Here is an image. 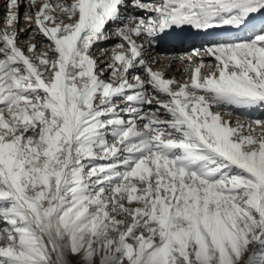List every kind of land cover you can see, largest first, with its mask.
<instances>
[{"label": "snow or ice", "instance_id": "6c2138e0", "mask_svg": "<svg viewBox=\"0 0 264 264\" xmlns=\"http://www.w3.org/2000/svg\"><path fill=\"white\" fill-rule=\"evenodd\" d=\"M4 3L0 264H264V118H224L264 110V0ZM182 26L251 35L181 82L151 48Z\"/></svg>", "mask_w": 264, "mask_h": 264}, {"label": "bare ground", "instance_id": "6f19581e", "mask_svg": "<svg viewBox=\"0 0 264 264\" xmlns=\"http://www.w3.org/2000/svg\"><path fill=\"white\" fill-rule=\"evenodd\" d=\"M53 2H55V0H53ZM3 10L4 12H2ZM128 11L134 12V14H142L140 13L139 10H133L131 7H129ZM5 12H6V4L4 3V0H0V21L3 20V16ZM19 27L20 28L25 27V24L22 19ZM115 27H116L115 24H109L107 28V30H109L108 32L111 33V31H113ZM177 29L179 30L177 32V36H179L180 39L182 40H188L189 41L188 45L181 47V46H177L178 44H176L174 40L170 42L169 41L170 39H176V38H174L173 36H167L165 34L166 32L165 31L164 33L160 34L159 39L151 48L152 56L156 60L161 61V63L159 64H154L153 65L154 68H165L166 65L169 64L172 65L170 70L166 69L168 77H173V76L177 77L179 74H181L180 70L185 68L187 64L186 63L182 64L180 57L190 55L194 49H201L202 51L210 44L217 43L220 41L221 42L227 41L239 36L236 33H244L243 35H240L239 38H245V36L248 35L247 33L251 32V29L248 28L238 29L235 26H221L209 30H203V29L197 30L191 26H182V27H177ZM32 35H34V33L32 32L22 35L20 42L24 43L25 41L28 40V37ZM35 36L36 38L32 42L36 43L37 45H40L42 41L39 34H35ZM248 36H250V34ZM168 37H170V39H168ZM118 42H119L118 38H116L115 36H110V38L107 40H101L97 42L94 45V47H97L95 49H98V51L100 49V52H102V50L105 49L110 51V49ZM137 42L140 43L141 41L138 40ZM210 58L213 57L211 56L203 57L204 68L206 65L209 66L211 64L210 63L211 61L208 62V59ZM199 62L200 61L197 60V63Z\"/></svg>", "mask_w": 264, "mask_h": 264}, {"label": "rangeland", "instance_id": "374dc122", "mask_svg": "<svg viewBox=\"0 0 264 264\" xmlns=\"http://www.w3.org/2000/svg\"><path fill=\"white\" fill-rule=\"evenodd\" d=\"M2 5V4H1ZM2 12H4V10L2 11ZM107 31H109V30H107ZM112 32V31H111ZM244 33H238L237 35H239V36H237V37H235V38H233V39H230V40H227V41H220V42H217V43H235V42H239V41H242V40H246V39H248L247 37H249L248 35L250 34L251 35V32H249V33H247L248 35H246L245 36V38H239L240 37V35H243ZM236 39V40H235ZM213 44H215V43H213ZM186 45H188V44H186ZM181 47H183V46H181ZM95 48H97V47H93V49H92V52L94 53V55H96V56H100L101 55V52H100V49H99V51H98V49H95ZM187 49V48H186ZM100 53V54H99ZM211 61V62H210ZM208 62H210L211 64L210 65H212V64H214L215 63V60H214V58H210V59H208ZM186 67H187V65H186ZM210 69H209V66L208 65H206L205 66V68H203L202 69V71L206 74L208 71H209ZM190 73H185V72H182L181 71V74H179L176 78L177 79H179V80H181V82L183 81V79H185L188 75H189ZM214 111H223V109H221V108H216V109H213ZM231 111H232V116H230V117H228V116H226V117H224L225 119H229V120H241V121H245V120H247V119H255V118H257V117H262V118H264V110H262V109H260V108H251V109H247V108H235V107H233L232 109H231Z\"/></svg>", "mask_w": 264, "mask_h": 264}]
</instances>
